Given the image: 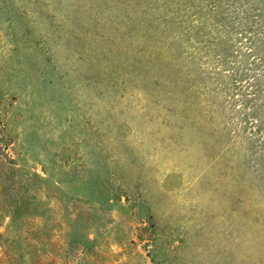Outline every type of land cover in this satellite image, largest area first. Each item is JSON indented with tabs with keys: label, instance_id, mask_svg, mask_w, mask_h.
Wrapping results in <instances>:
<instances>
[{
	"label": "rangeland",
	"instance_id": "obj_1",
	"mask_svg": "<svg viewBox=\"0 0 264 264\" xmlns=\"http://www.w3.org/2000/svg\"><path fill=\"white\" fill-rule=\"evenodd\" d=\"M0 264H264V0H0Z\"/></svg>",
	"mask_w": 264,
	"mask_h": 264
}]
</instances>
